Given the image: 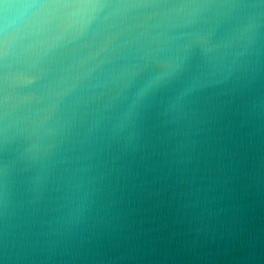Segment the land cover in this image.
<instances>
[{
    "label": "clouds",
    "instance_id": "obj_1",
    "mask_svg": "<svg viewBox=\"0 0 264 264\" xmlns=\"http://www.w3.org/2000/svg\"><path fill=\"white\" fill-rule=\"evenodd\" d=\"M250 156L264 0H0V264H83L169 180L215 238Z\"/></svg>",
    "mask_w": 264,
    "mask_h": 264
},
{
    "label": "water",
    "instance_id": "obj_2",
    "mask_svg": "<svg viewBox=\"0 0 264 264\" xmlns=\"http://www.w3.org/2000/svg\"><path fill=\"white\" fill-rule=\"evenodd\" d=\"M250 166L251 156L235 182L234 212L215 222V238L198 233L204 222L181 207L171 180L145 183L128 197L118 236L83 264H264V182L248 183ZM225 229L237 235H220Z\"/></svg>",
    "mask_w": 264,
    "mask_h": 264
}]
</instances>
